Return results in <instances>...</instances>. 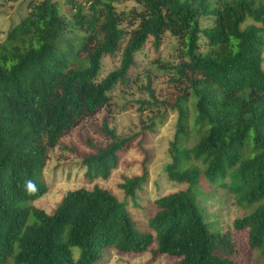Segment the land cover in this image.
<instances>
[{
    "label": "trees",
    "instance_id": "trees-1",
    "mask_svg": "<svg viewBox=\"0 0 264 264\" xmlns=\"http://www.w3.org/2000/svg\"><path fill=\"white\" fill-rule=\"evenodd\" d=\"M115 1L70 0L68 19L56 1L32 0L0 37V264H96L110 248L169 255L178 264H238L233 233L245 229L250 247L264 254V0H134L141 9L131 11H118ZM205 18L210 26H202ZM166 33L182 46L172 69L186 86L172 106L177 131L165 173L187 187L154 201L146 230L126 202L99 185L68 191L53 213L37 207L48 191L49 152L106 109L136 53L150 37L158 49ZM202 38L207 52L200 51ZM117 52L118 68L99 79L103 58ZM99 131L110 142H88L95 150L82 161L88 181L109 179L131 140L107 119ZM190 136L193 144H184ZM246 146L253 148L249 157ZM231 168L224 187L239 206L255 207L226 232L214 231L195 194L202 177L213 184ZM148 177L147 170L125 176L119 187L138 203Z\"/></svg>",
    "mask_w": 264,
    "mask_h": 264
},
{
    "label": "rangeland",
    "instance_id": "rangeland-1",
    "mask_svg": "<svg viewBox=\"0 0 264 264\" xmlns=\"http://www.w3.org/2000/svg\"><path fill=\"white\" fill-rule=\"evenodd\" d=\"M32 0H0V37L13 23L19 22L28 11ZM40 1V0H33ZM58 3L60 13L71 18L74 10L70 0H54ZM118 11L140 10L141 6L134 0H116ZM203 27L210 26L212 20L202 19ZM71 35H81L73 29ZM182 46L170 33L163 36L161 46L156 49L153 37L136 53L135 64L129 70L126 82H120L109 92L110 100L106 109L94 117L87 118L70 134L61 139L59 145L48 154L44 169V179L48 185L47 193L34 204L48 213H53L63 196L71 190L82 187L92 189L95 185L113 192L119 201L126 202L127 210L132 215L137 228L146 230L148 219L154 212V201L163 195L185 189L187 185L175 184L168 180L165 166L171 161L170 148L177 131L178 112L172 107L184 94L186 86L175 79L178 77L172 69L182 60ZM207 40L200 41V51L207 52ZM120 52L106 55L102 60L99 79L118 68ZM264 67V63H263ZM155 91L156 99L151 97L148 88ZM190 108V123L194 122L193 101L187 102ZM107 119L111 128L118 135L131 139L121 153L120 164L113 170L109 179L98 178L88 181L85 177L86 167L83 158L95 150L88 144L101 147L109 144L110 139L99 131ZM183 143L192 145V136L183 138ZM187 142V143H186ZM253 153L251 146H246L244 157ZM148 171V184L145 190L138 193V203L125 197L119 184L125 176L132 177ZM228 169L225 179L210 183L201 178L195 197L206 222L214 231L226 232L236 218H240L254 209L255 206L241 207L234 199L229 187L231 173ZM178 183V182H177ZM234 257L238 264H264V254L253 250L249 245V231L237 230L233 233ZM79 248H74V255H79ZM179 258L169 255H156L151 251L144 253H121L116 249H107L103 258L96 264H178ZM8 264H13L12 261Z\"/></svg>",
    "mask_w": 264,
    "mask_h": 264
},
{
    "label": "clouds",
    "instance_id": "clouds-1",
    "mask_svg": "<svg viewBox=\"0 0 264 264\" xmlns=\"http://www.w3.org/2000/svg\"><path fill=\"white\" fill-rule=\"evenodd\" d=\"M29 187H31V184H29Z\"/></svg>",
    "mask_w": 264,
    "mask_h": 264
}]
</instances>
